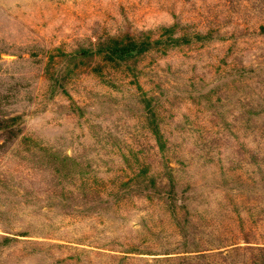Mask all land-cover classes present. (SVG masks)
<instances>
[{
    "label": "rangeland",
    "instance_id": "obj_1",
    "mask_svg": "<svg viewBox=\"0 0 264 264\" xmlns=\"http://www.w3.org/2000/svg\"><path fill=\"white\" fill-rule=\"evenodd\" d=\"M0 264H264V0H0Z\"/></svg>",
    "mask_w": 264,
    "mask_h": 264
},
{
    "label": "trees",
    "instance_id": "obj_2",
    "mask_svg": "<svg viewBox=\"0 0 264 264\" xmlns=\"http://www.w3.org/2000/svg\"><path fill=\"white\" fill-rule=\"evenodd\" d=\"M143 49H144V44L137 43L133 40H129L126 42L113 41L112 46L108 47L107 53L112 54L113 56L123 57L125 55H131L136 52H140Z\"/></svg>",
    "mask_w": 264,
    "mask_h": 264
}]
</instances>
